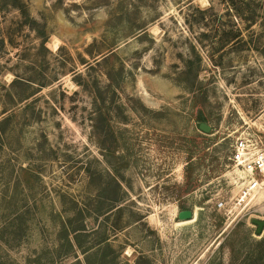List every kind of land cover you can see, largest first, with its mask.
Returning a JSON list of instances; mask_svg holds the SVG:
<instances>
[{"label": "rangeland", "instance_id": "374dc122", "mask_svg": "<svg viewBox=\"0 0 264 264\" xmlns=\"http://www.w3.org/2000/svg\"><path fill=\"white\" fill-rule=\"evenodd\" d=\"M244 2L0 0V264H264L228 161L264 146Z\"/></svg>", "mask_w": 264, "mask_h": 264}, {"label": "built area", "instance_id": "2783aa9c", "mask_svg": "<svg viewBox=\"0 0 264 264\" xmlns=\"http://www.w3.org/2000/svg\"><path fill=\"white\" fill-rule=\"evenodd\" d=\"M228 161L238 186L234 200L241 204L264 186V146L258 138L249 135L239 137L231 146ZM216 207L226 213L231 211L223 201H219Z\"/></svg>", "mask_w": 264, "mask_h": 264}, {"label": "water", "instance_id": "95a60500", "mask_svg": "<svg viewBox=\"0 0 264 264\" xmlns=\"http://www.w3.org/2000/svg\"><path fill=\"white\" fill-rule=\"evenodd\" d=\"M199 129L204 133H207L209 131V128L204 124L199 125ZM177 218L180 221H190L193 218V213L191 211H181L177 214ZM251 224L256 227L255 235L261 236L264 230V220H251Z\"/></svg>", "mask_w": 264, "mask_h": 264}, {"label": "trees", "instance_id": "16d2710c", "mask_svg": "<svg viewBox=\"0 0 264 264\" xmlns=\"http://www.w3.org/2000/svg\"><path fill=\"white\" fill-rule=\"evenodd\" d=\"M249 2H252V0H245V4H248ZM264 244V238L260 239L259 242H257V244L255 245V247L257 248L256 249V252L257 254L259 255L257 257V260H262L263 258L261 257L263 252H264V249L262 248V245Z\"/></svg>", "mask_w": 264, "mask_h": 264}, {"label": "bare ground", "instance_id": "6f19581e", "mask_svg": "<svg viewBox=\"0 0 264 264\" xmlns=\"http://www.w3.org/2000/svg\"><path fill=\"white\" fill-rule=\"evenodd\" d=\"M194 216H195V214H194ZM194 216H193V219H191L190 221H180V222H179V225H183V224H187V223L193 222L194 219H195Z\"/></svg>", "mask_w": 264, "mask_h": 264}]
</instances>
